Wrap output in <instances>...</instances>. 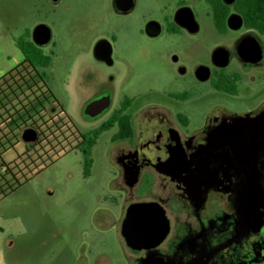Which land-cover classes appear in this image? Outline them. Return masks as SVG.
<instances>
[{"label":"flooded vegetation","instance_id":"1","mask_svg":"<svg viewBox=\"0 0 264 264\" xmlns=\"http://www.w3.org/2000/svg\"><path fill=\"white\" fill-rule=\"evenodd\" d=\"M196 1L197 7L189 0H174L163 21L154 20L157 33L147 32L149 23L145 27L148 35L168 40L162 48L167 61L162 76L167 81L159 89H149L166 101L131 113L128 109L141 92L123 91L116 104L109 98L99 122L87 130L65 112L74 126L73 138L64 123L58 125L68 139L63 142L73 140L66 151L80 153L79 134L112 119L108 148L113 151L107 159L124 185L119 190L126 201L121 224L132 202H154L153 208L162 210L161 240L138 250L124 242L128 264H264V31L244 25L234 8L236 0L232 4L219 0L228 8L220 25L214 22L213 3ZM182 8L192 13L194 27L177 22ZM232 15L239 16L236 28L228 24ZM202 16L209 17L210 28L200 24ZM194 33L209 43L190 48L185 40L189 42ZM32 35L28 30L15 37L20 52L30 42L43 52ZM106 44L111 54L112 46ZM190 54L197 57L190 61ZM10 70L25 74L32 68L22 54ZM36 70L43 76V66ZM86 117L98 121L90 114ZM126 117L130 133L121 124ZM82 175L90 172L84 176L82 168ZM139 220L138 237H147L151 221L144 214Z\"/></svg>","mask_w":264,"mask_h":264},{"label":"rangeland","instance_id":"2","mask_svg":"<svg viewBox=\"0 0 264 264\" xmlns=\"http://www.w3.org/2000/svg\"><path fill=\"white\" fill-rule=\"evenodd\" d=\"M173 3L134 0L131 10L120 13L113 0H0V76L22 57L15 37L28 30L33 34L44 24L51 36L42 47L51 62L43 71L55 98L81 130L97 124L103 113L90 114L98 121L88 119L85 106L90 101L108 104L112 97L116 104L119 93L140 91L141 97L128 109L131 113L166 101L149 89H159L167 81L162 76L167 73L162 48L168 40L148 35L145 27L166 17ZM199 22L212 26L208 16ZM185 41L192 49L209 43L201 33ZM95 42H109L112 53L97 58ZM195 57L190 54L189 60ZM57 113L55 104L47 106L48 115ZM112 133L106 130L97 138L87 179L80 153L72 150L53 155L28 182L0 197V264L129 263L120 235L126 201L119 190L124 185L107 159L112 157ZM20 140L26 143L22 135Z\"/></svg>","mask_w":264,"mask_h":264},{"label":"trees","instance_id":"3","mask_svg":"<svg viewBox=\"0 0 264 264\" xmlns=\"http://www.w3.org/2000/svg\"><path fill=\"white\" fill-rule=\"evenodd\" d=\"M210 2L215 8V25H220L228 8L222 6L219 0ZM234 8L241 15L245 26L264 31V0H236ZM220 16L222 20H219ZM21 52L32 71L21 74L22 72L13 73L14 71L10 70L0 76V197L28 182L33 173L39 171L44 162L50 160L53 155H58L61 151L66 153V146L71 148L70 143L73 140L64 143L63 141L68 139H65L58 125L64 123L66 130L70 131L69 138L74 137V131H71L74 126L52 93L47 74L43 71L42 76L36 70V67L49 66L50 55L31 42L28 48L21 47ZM50 104L58 107V113L54 116L47 114V106ZM112 122L111 119L85 134H79L77 148L82 156L84 176L90 172L92 148L97 138L112 126ZM121 124L124 130L131 132L127 117ZM27 128L34 129L38 137L26 143L23 152L17 154L14 160L5 161L3 153L15 149L21 133Z\"/></svg>","mask_w":264,"mask_h":264},{"label":"water","instance_id":"4","mask_svg":"<svg viewBox=\"0 0 264 264\" xmlns=\"http://www.w3.org/2000/svg\"><path fill=\"white\" fill-rule=\"evenodd\" d=\"M55 1V0H53ZM227 4H232L235 0H224ZM114 7L119 12L129 10L133 5V0H113ZM177 22L185 26H195L193 16L190 10L187 8L180 9L176 14ZM229 26L236 28L241 23L238 15H232L228 20ZM147 32L149 34H155L158 32L157 22H151L147 25ZM33 41L42 46L46 44L51 36L49 27L44 24L36 26L33 30ZM221 51V50H219ZM94 55L99 59H106L109 55V46L105 42L97 43L94 47ZM226 61L220 64H225ZM107 106L106 102L92 101L87 107L89 114L98 113ZM36 131L32 128H27L22 132V138L26 142L35 140ZM160 170V169H159ZM154 202H132L127 207L126 217L124 218L121 227L120 234L125 244L133 250H138L142 247H151L156 245L162 238L165 230L163 229V217L162 210L153 208ZM144 214L151 221L148 223L150 229L146 231L147 237H138L140 232L141 223L139 215Z\"/></svg>","mask_w":264,"mask_h":264},{"label":"crops","instance_id":"5","mask_svg":"<svg viewBox=\"0 0 264 264\" xmlns=\"http://www.w3.org/2000/svg\"><path fill=\"white\" fill-rule=\"evenodd\" d=\"M94 45H95V44H94ZM94 47H95V46H94ZM93 53H94V49H93ZM91 102H92V101H91ZM91 102H89V103H91ZM89 103L87 104L86 107H88ZM105 108H106V107H105ZM20 139H21V138H20ZM26 143H28V142H26ZM24 145H25V143H22L21 140H19V142L16 144L14 150L9 149V150H7V151H5V152L3 153V158H4V160L7 161V162H10V161L14 160V159L16 158V155H17V154H20V153L23 152ZM20 146H21V147H20ZM60 153H65V152H62V151H61ZM6 156H7V157H6ZM92 166H93V157H92ZM91 169H92V168H91ZM90 174H91V171H90ZM89 176H90V175H89ZM89 176H88V177H89ZM88 177H84V179H87Z\"/></svg>","mask_w":264,"mask_h":264}]
</instances>
